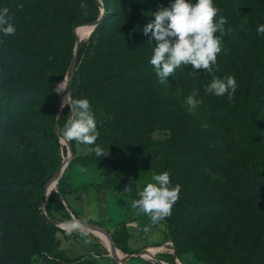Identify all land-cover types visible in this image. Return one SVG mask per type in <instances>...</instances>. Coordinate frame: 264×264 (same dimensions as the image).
<instances>
[{
    "label": "rangeland",
    "instance_id": "rangeland-1",
    "mask_svg": "<svg viewBox=\"0 0 264 264\" xmlns=\"http://www.w3.org/2000/svg\"><path fill=\"white\" fill-rule=\"evenodd\" d=\"M81 2L87 5L86 14L80 8ZM173 2L174 0H124L123 4L108 5L113 12L111 26L108 33L104 35L105 40L99 43L98 51L105 52L106 55L100 54L101 57L110 55V60L105 63L99 59V63L94 65L89 72L85 86L80 89V95L77 98H86L90 101L91 109L97 120L98 144L105 152L108 150V154L104 157L91 156L75 159L74 163L87 169L88 173H82V178L86 177L83 179L91 183L102 182L105 187L111 186L117 176L122 177L123 174H127L128 169L125 167L127 160L130 164L144 162L146 166L155 165L164 172L170 173L173 187L177 184L181 186L179 199L173 206L174 208L184 202L191 204L190 201H196L203 207H210L214 205L220 191H212L203 182L193 178L186 155L180 153L181 150L177 148H170L168 143L173 131L179 132L181 129L190 131L192 126L198 130L200 128L214 130L218 135L214 144L222 146L227 144L228 147L232 146V142L233 145L236 143L244 146L252 144L255 141V133L264 136V110H261L258 115L252 114L255 100L249 90L253 85L249 84L250 80L260 82L264 86V73H258L255 69L257 61L264 58V45L257 43L256 31L258 25L264 24V13L260 9L262 0H214L215 5L220 9L214 22H218L223 16L227 18V23L224 25L223 34L215 33L220 37L221 52L217 54L213 72L210 74L197 70V73H193L191 65L181 66L176 69L175 75L167 77L166 83L161 84L155 72L149 71L135 75L126 66L129 58L150 65L148 61L153 54L156 41L151 33L145 35L142 29L154 20L152 13L161 7H169ZM189 2L195 3L196 0H189ZM19 4L24 5L22 10L17 7ZM43 6L51 9L54 15L52 18L54 25L63 19L70 21L76 17L95 16L96 20L102 12H104V17L107 13L105 0H0V9L9 8V14L12 16L11 22L16 28L15 35L4 36L0 32V47L8 45L17 50L31 47L37 49V43L30 38L29 34L34 26L45 22ZM91 22L73 25V37L65 41L63 45L67 52L66 59L69 60V66L74 57L77 40L80 39L79 43L85 42L94 31L76 35L75 27L89 26ZM60 31H62V26L57 25L53 27L52 35L55 36ZM115 46H119V49H115ZM44 72V67L26 64L19 81L34 84V93L40 97L35 100L34 104L19 106L21 103L19 102L17 109L12 113L9 132L0 131V164H3L7 170V173L0 171V193L2 195L0 199V262L12 264L23 260L27 248L31 245L26 233L31 220L29 207L38 202L40 198L41 215L48 223L60 229L54 234L56 239L61 238L60 233L64 235L59 239L60 253L72 258H95L91 255L80 254L77 250L79 246L93 243L92 245H102L104 253L108 254L112 260V254L116 253L107 247L104 240L94 230L88 229L87 232L90 234L87 235L81 234L78 230L68 234L62 223L71 217L67 213L64 218L59 216L57 212L61 209L53 210L51 215L48 214L49 197L52 194L58 197L63 204L60 191L62 186L64 191L68 189L69 177L67 175L75 168L69 170V163L73 157L83 156L91 151L89 145L76 141H61V130L70 107L67 106L68 111H65L66 106L62 107L64 99L57 90V85L66 74L54 87L55 97H51L45 92L44 95L42 93ZM198 75H201L200 79H192ZM213 75L221 79L227 75L234 76L238 86L231 99L227 94L217 97L206 93L205 86L211 82ZM103 76H105L104 80H108L106 87H114L113 92L104 91L100 94L99 85ZM128 77H137L143 91L146 89L143 103L136 95L127 99L122 94L125 87L113 85L125 83ZM72 92L70 85L69 100L72 99ZM92 93H97V95ZM189 95H194L203 103L194 110L190 109L186 104V98ZM164 106H168V119L150 131L149 128L156 123L159 117L164 118L162 112ZM153 116H156V119ZM52 117L54 119L53 132L58 138L59 155L54 167H52L50 149L46 141V132L50 128L49 120ZM152 118H154L153 123ZM70 149L72 158L69 160ZM66 158L69 160L68 164L47 198L44 199L47 183ZM146 172H150L151 178L154 176L151 171H140L141 174ZM193 172L198 175L201 168L193 169ZM17 177H22L25 182L22 188L14 187L10 183ZM146 179L149 180L148 177H142L140 182L144 185ZM2 182L9 183L5 187ZM29 182L34 183V189H27ZM7 187L10 188L8 191L5 190ZM232 193L240 194L239 191ZM62 209H65L64 204ZM237 210L241 211V209ZM191 227L196 230L190 220H182V228L188 231ZM230 228L231 237L220 236L216 239L223 240L224 243L211 242V250L219 249L217 259L214 261L198 253L197 247H192L194 252L178 255L174 244L169 241L167 246L169 252L162 256L154 255V258L160 261L152 259L146 261V258L141 255L134 258L123 256L124 259L127 258L124 262L130 264H247L249 260L247 255L256 237V232H260V243L257 251L251 255L250 264H264V222L247 220L244 225L229 226V231ZM102 229L105 235L107 233L110 236L107 229ZM226 229L227 224H224L220 233L223 234ZM34 231L39 239L46 236V227L41 232ZM106 237L108 238L107 235ZM108 241L113 245V249H119L112 238V242L109 238ZM209 242L206 239L200 244L207 245ZM226 244L231 248L228 251L223 248Z\"/></svg>",
    "mask_w": 264,
    "mask_h": 264
},
{
    "label": "trees",
    "instance_id": "trees-1",
    "mask_svg": "<svg viewBox=\"0 0 264 264\" xmlns=\"http://www.w3.org/2000/svg\"><path fill=\"white\" fill-rule=\"evenodd\" d=\"M105 3L107 5V13L101 24L94 29L88 40L85 42L81 41V44L79 43L76 69L71 82V89L73 91L72 99H77L79 97L80 89L85 86L89 72L94 65L99 63V59L105 63L110 60V55L100 56V54H106L105 52H99L98 47L99 43L103 39L105 40L104 35L108 33L111 26L113 12L108 8V5L112 3L123 4L124 0H105ZM260 7L262 13H264V0H262V5ZM42 12L46 18L45 22L38 23L32 28L29 34L30 38L37 43V49L31 47L30 49L23 48L17 50L8 45L0 47V131L5 130L6 133H8L11 128L10 121L12 119V113L17 109L19 102H21L19 106L34 104L35 100H38L40 97L34 93V84H25L19 81L26 64L45 68L41 85L42 93L44 95L45 92L48 96L55 97L54 87L64 77L69 67V60L66 59L67 52L63 45L65 41L73 37V25L91 22L96 18L95 16L89 18L76 17L70 21L68 19H63L60 23L54 25L52 21L54 15H52L51 9L43 6ZM57 25L62 26V31L53 36L52 29L55 26L57 27ZM257 43L259 45H264V35H258ZM115 47V49H119V46ZM128 60L126 67L132 74L137 75L140 73H148L149 71L155 72L153 66L147 65L146 62L131 58ZM255 69L258 73H264V58L257 61ZM104 77L105 76L102 77L103 79L99 85V87H101L100 94L104 91L113 92L114 87H106L108 80H104ZM199 77H201V75L195 76L192 79L195 80ZM249 84H253L252 89H249L250 85L248 89L253 94L255 100L252 114L258 115L261 110H264V86H262L260 82H251V80ZM113 85L116 87H125V89L122 90V94H124L127 99H131L133 95H136L140 102L143 103L146 89L143 91L142 85L138 82L137 77H128L125 79V83L122 82ZM20 86H22V88ZM97 93L92 94L97 95ZM65 111H68L67 106L65 107ZM167 111L168 106H164L162 110L164 118L162 116L159 117L156 123L149 128L150 131L153 130L156 125L168 119ZM153 117L156 119V116ZM154 118L151 119L152 123ZM53 120V117L50 118V128L46 132V141L50 149L52 167L57 164L59 157L58 138L52 128ZM192 125L191 122V126ZM217 137L218 135L210 128H200L198 130V128L192 126L190 131L185 129H181L179 132L173 131L171 140L168 143L170 148H177L179 151L181 150L180 153L186 155L185 157L190 163L189 165L193 178L203 182L206 187L210 188L212 191H220V195L216 198L213 206L203 207L196 201H190L191 204L184 202L183 204L177 205L175 208L173 207L171 216L164 219L166 240L174 244L178 255L191 251L194 252L192 247H197L198 253H202L203 257L210 258L211 261H214L217 259L219 249L214 248L211 250V242L222 244L224 241L216 240L218 237H231L232 230L230 228L229 231V226L244 225L247 220L264 222V136L255 133V141L252 144L244 146L236 143L233 145L232 142L231 147L226 146L227 144L223 146L214 144ZM96 145H99L98 140H96L94 145L89 146L90 148H94ZM91 156L96 155L94 152H90L83 156H74L69 163V170L78 166L74 163L75 159ZM126 163L125 167L128 169L127 174H123L122 177L117 176L111 186L105 187L102 185V182H89L81 185L79 188H72L69 184L68 189L65 191L62 186L60 193L64 196L68 191L86 190L92 187L96 190H113L120 195L132 196L139 199L137 193L140 190L137 189L136 179L140 178V171H151L153 175L164 172L155 165L146 166L143 164L144 162L130 164L127 160ZM198 168H201V172L196 175L193 169ZM0 171L7 173L3 164H0ZM69 174L67 175L68 177ZM48 175H50V173ZM47 178L48 176L44 179V184ZM2 183H4L6 187L9 182ZM10 183H12L11 185L14 187L22 188L25 182L22 177H17ZM148 183H144L143 188ZM27 185V189H34V183L29 182ZM127 187H130V190H125ZM9 189V187L5 188L6 191ZM235 191H239L240 194L236 195L232 193ZM224 192H227V194H223ZM1 198L2 195L0 193V199ZM40 199L29 207L31 210V220L28 230L26 228V233L30 238L28 239L31 245L27 248L23 260L20 262H13L12 264H100L95 258H72L60 253L59 239H56L54 235L55 232L60 231V229L48 223L43 218L40 213ZM49 199L50 203L47 208L48 214L51 215L53 210L63 208V204L55 195L52 194ZM237 209H241V211ZM187 219L196 227V230H193L192 227L189 228L188 231L182 228V220L187 221ZM224 224H227V229L221 234V228ZM142 226L143 230H145L146 227L150 228L153 225L150 219H144L142 221ZM45 227L46 236H44L43 239H39L34 230L41 232ZM260 237V232H256V237L247 255L249 259L247 264H250L251 255L257 251ZM112 239L114 244L123 252H133L125 246V235L122 237L121 232H118V235H113ZM206 239L210 241L209 244L201 245V241ZM224 246L223 248L226 251L231 249L228 244ZM0 264L5 263L0 262ZM127 264L130 263L127 262Z\"/></svg>",
    "mask_w": 264,
    "mask_h": 264
},
{
    "label": "clouds",
    "instance_id": "clouds-1",
    "mask_svg": "<svg viewBox=\"0 0 264 264\" xmlns=\"http://www.w3.org/2000/svg\"><path fill=\"white\" fill-rule=\"evenodd\" d=\"M17 7L22 10L24 5L19 4ZM80 8L87 13L85 3L81 2ZM219 12L220 9L214 0H196L195 3H190L189 0H174L169 7H161L152 13L154 20L147 23L142 32L145 35L151 33L156 41L148 62L153 66L161 84L166 83L167 77L175 75V70L181 66L191 65L193 73H197V70L210 74L213 72L217 54L221 52L220 37L215 33L223 34L224 25L227 23V18L223 16L218 22H214ZM11 21L9 8L0 9V32L4 36L16 33ZM256 31L258 35H264V24L258 25ZM237 86L233 75H227L223 79L213 75L211 82L205 86V91L217 97L227 94L231 99ZM201 103L203 101L197 100L194 95L186 98V104L192 110ZM63 106L70 107V111L61 130V141L94 145L99 132L90 101L86 98L69 100L66 97ZM90 151L97 157L108 154V150L105 152L99 145L90 148ZM152 179L156 183H148L138 191L139 199L134 200L131 207L147 214L151 224L156 225L171 216L173 206L179 199L181 186L171 185L170 173L167 171L154 175ZM125 190H130V187ZM64 230L68 234L78 230L87 235L81 221L74 216L64 221ZM145 231H148L147 227Z\"/></svg>",
    "mask_w": 264,
    "mask_h": 264
},
{
    "label": "crops",
    "instance_id": "crops-1",
    "mask_svg": "<svg viewBox=\"0 0 264 264\" xmlns=\"http://www.w3.org/2000/svg\"><path fill=\"white\" fill-rule=\"evenodd\" d=\"M82 173H88L87 169L82 166H75L70 171L68 181L72 188H79L81 185L90 182L83 179L86 177L82 178ZM142 177L149 178V180H145V183H156L151 178L150 172L140 173V178L136 179L137 189L139 190L143 189V184L140 182ZM62 198L65 209L57 212L59 216H63L62 218L67 213L71 218L74 216L77 220L99 225L108 230L110 236L105 233L110 242L112 236L118 235V232H121L122 237L125 235V246L133 252L123 253L118 249L123 256L134 258L136 257L135 254L142 253L145 256L149 255L154 258V255L162 256L169 252L167 249L169 241L166 240L165 236L164 220L148 228L147 232L143 230L142 221L150 218L147 214L131 207L132 202L136 200L135 197L120 195L113 190H96L90 187L86 190L68 191ZM82 227L88 231L86 227ZM87 234L90 233L87 232ZM60 235L61 238L64 236L62 233ZM61 238L59 237V239ZM92 244L79 246L77 248L78 253L91 255L102 264H115L116 260L123 258V256L118 257L117 254H112L113 262L108 254L104 253L102 245Z\"/></svg>",
    "mask_w": 264,
    "mask_h": 264
},
{
    "label": "bare ground",
    "instance_id": "bare-ground-1",
    "mask_svg": "<svg viewBox=\"0 0 264 264\" xmlns=\"http://www.w3.org/2000/svg\"><path fill=\"white\" fill-rule=\"evenodd\" d=\"M90 28H91L90 25L89 26H77V27H75L76 35H82L85 32H90ZM79 41H80V39H79ZM78 45H79V43H78ZM68 81H69V73L57 85V90L59 91V93L61 94V96H62V98L64 100L69 95V84H68ZM67 162H68V158H66V159L63 160V162L61 163V165L59 166V168L57 169V171L54 173V175L52 176V178L47 183V185L45 187V193H44L45 199L47 198V196H48L49 192L51 191V189L54 187V185H55L57 179L59 178L60 174L65 169V167L67 165ZM62 225L64 226V223H62ZM95 232L104 240V242L106 243L107 247H109L112 251L114 250V252L117 254L118 257L123 256V254L119 250L113 249V245L109 243L108 238L106 237V235L104 234V232L102 230L96 229ZM141 255L143 257H145V258H149V259H152V260L160 261V260L155 259V258H153L151 256H145L144 254H141Z\"/></svg>",
    "mask_w": 264,
    "mask_h": 264
},
{
    "label": "water",
    "instance_id": "water-1",
    "mask_svg": "<svg viewBox=\"0 0 264 264\" xmlns=\"http://www.w3.org/2000/svg\"><path fill=\"white\" fill-rule=\"evenodd\" d=\"M103 18H104V12H102V14H101V16L98 18V19H96L95 21H93V22H91V23H89V24H91L90 25V32L91 31H93L101 22H102V20H103ZM78 43H79V40H77V43H76V47H75V52H74V57H73V60H72V62H71V64H70V66H69V68H68V70H67V72H66V75L69 73V81H68V84H69V91H70V85H71V80H72V77H73V74H74V72H75V66H76V63H77V59H78V51H79V46H78ZM65 75V76H66ZM65 78V77H64ZM63 78V79H64ZM72 158V150L70 149V158H69V160ZM69 160H68V162H69ZM68 162H67V164H68ZM54 175V174H53ZM45 193V192H44ZM44 199H45V197H44ZM79 221H81V220H79ZM81 224H83V226L84 227H86L87 229H91V230H96V229H100V230H104V229H102V228H100L99 227V225H95V224H91V223H89V222H85V221H81ZM59 226V225H58ZM60 228H62L61 226H59ZM112 242V241H111ZM114 254V253H113ZM136 256H141V253H138V254H135ZM133 256V255H132ZM128 257H131V256H128ZM127 258H122V260H126ZM149 260H151V259H149V258H146V261H149Z\"/></svg>",
    "mask_w": 264,
    "mask_h": 264
},
{
    "label": "built area",
    "instance_id": "built-area-1",
    "mask_svg": "<svg viewBox=\"0 0 264 264\" xmlns=\"http://www.w3.org/2000/svg\"><path fill=\"white\" fill-rule=\"evenodd\" d=\"M125 260H117L115 264H127L126 262H124Z\"/></svg>",
    "mask_w": 264,
    "mask_h": 264
}]
</instances>
